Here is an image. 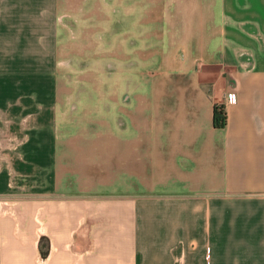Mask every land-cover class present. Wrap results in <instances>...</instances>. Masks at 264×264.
I'll return each mask as SVG.
<instances>
[{"label": "crops", "instance_id": "obj_1", "mask_svg": "<svg viewBox=\"0 0 264 264\" xmlns=\"http://www.w3.org/2000/svg\"><path fill=\"white\" fill-rule=\"evenodd\" d=\"M142 2L152 129L114 133L103 117L100 132L57 139L68 126L28 87L59 81L64 20L83 11L86 33L120 34L109 13L125 9L139 33ZM43 98L54 105L55 89ZM146 172L151 187L135 182ZM178 260L264 264V0H0V264Z\"/></svg>", "mask_w": 264, "mask_h": 264}, {"label": "rangeland", "instance_id": "obj_2", "mask_svg": "<svg viewBox=\"0 0 264 264\" xmlns=\"http://www.w3.org/2000/svg\"><path fill=\"white\" fill-rule=\"evenodd\" d=\"M149 6L152 4L142 2L139 33L122 20L128 15L125 9L123 18L119 11L109 13V24L111 22L120 34L112 33L110 26L106 35L86 33L83 11L78 12L80 17L64 20L59 81L55 84L30 83L28 87L31 96H40L29 102L31 106L44 110V119L54 120V125L61 128L68 126L61 130L56 128L57 139L75 138L77 135L89 137L85 130L99 131L103 117L108 119L114 133L130 123L152 129L148 128L152 126V10L144 12ZM22 86L24 89L26 84ZM54 89L56 99L52 105L51 100L43 96H49ZM20 90L14 84V92ZM134 92H139V99L133 97ZM102 101L108 107L105 110L102 109ZM117 105L119 109L113 111L112 107ZM51 107L54 114L50 112ZM19 117L20 114L16 118L17 123ZM39 121L37 115H29L30 126ZM147 134L152 135V131ZM10 136L19 137L16 132ZM147 174L135 182L151 187L152 180L146 177Z\"/></svg>", "mask_w": 264, "mask_h": 264}, {"label": "trees", "instance_id": "obj_3", "mask_svg": "<svg viewBox=\"0 0 264 264\" xmlns=\"http://www.w3.org/2000/svg\"><path fill=\"white\" fill-rule=\"evenodd\" d=\"M225 113L222 106H214L212 111V125L216 128H221L224 126Z\"/></svg>", "mask_w": 264, "mask_h": 264}, {"label": "built area", "instance_id": "obj_4", "mask_svg": "<svg viewBox=\"0 0 264 264\" xmlns=\"http://www.w3.org/2000/svg\"><path fill=\"white\" fill-rule=\"evenodd\" d=\"M229 99H230L231 101H233V100H234V95H233V94H230ZM176 264H180V263H179V260L177 261Z\"/></svg>", "mask_w": 264, "mask_h": 264}]
</instances>
